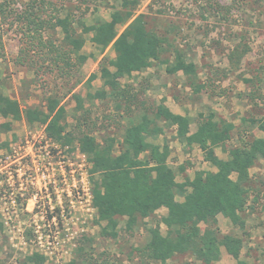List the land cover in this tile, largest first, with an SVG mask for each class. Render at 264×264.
<instances>
[{
	"label": "rangeland",
	"instance_id": "rangeland-1",
	"mask_svg": "<svg viewBox=\"0 0 264 264\" xmlns=\"http://www.w3.org/2000/svg\"><path fill=\"white\" fill-rule=\"evenodd\" d=\"M37 1L48 4V0ZM51 1L61 7V0ZM32 2L14 0L12 7L14 12L21 13ZM64 2L80 17L84 15L86 24L110 20L111 13L120 9L122 4V0ZM53 6L46 8L44 15L47 18L54 13ZM66 12L65 7L62 8L61 15ZM141 12L146 14L150 29L166 36L164 57H170L174 48H181L187 59L197 65L199 82L205 85L198 96L204 111L217 110L237 124L242 115L264 118V0H141L137 13ZM11 19L6 21L2 31L4 49L0 50V88L19 101L23 109L45 108L48 97L61 98V104L66 108L63 123L68 130L77 127L88 130L99 142L108 135L121 139L132 115L141 114L144 107L155 111L164 95L168 97L167 105L178 112L192 94L185 75L181 72L170 75L164 64L155 62L147 70L122 79L131 93L144 103L138 106L131 103L134 108L128 115L123 107L118 109V101L111 96L100 76L101 63L105 57H114L115 52L110 47L103 50L94 44L91 40L93 32L84 34L86 41L80 50L87 59L79 67H74L70 77H61L56 69L46 72L40 68L46 67L41 65L43 61H32L31 56L38 53L36 48L21 54L20 49L29 46L26 27L22 21ZM75 26L81 33L82 28L78 24ZM123 28L118 29L121 32ZM42 34L45 39L58 44L63 39L59 26L54 29L48 25ZM24 55H28L29 60L20 64L17 60ZM72 59L79 63L76 56L73 55ZM92 74L97 77L89 86L87 80ZM101 90L107 91L106 97L89 95ZM74 92L82 97L83 108L72 96ZM176 93L178 97L174 96V100L172 95ZM0 126L8 127L0 136L1 141L7 143L0 150V222H3L0 264H30L27 257L35 251L47 257L44 264H95L103 261L106 264H143L137 249L149 240V228L166 215V208L143 219L134 231L125 230V219H121L118 235L113 232L103 235L105 223H96V213L89 209L88 195L84 194L83 187L89 181L86 156L78 149L71 152L70 148L60 146L48 135L45 124H30L24 116L15 120L0 114ZM195 127L193 124L192 128ZM255 134L264 136V132L256 128ZM174 140L171 139L178 148L174 155L179 154L180 160L188 157L183 143ZM238 143L235 130L227 144L232 147ZM190 157L194 166L189 167V173L208 166L199 148L195 147ZM252 177L254 190L249 204L253 203L255 194L259 201L256 208H248L245 213L246 230L234 227L221 214L218 224L224 233L245 234L248 238L244 251L248 250L252 255L253 264H264V160L261 159L252 169ZM161 226L165 233L166 226ZM251 235L254 236L252 242ZM80 246L84 257L78 255ZM223 253L218 264H236L225 250ZM82 258L86 260L81 261ZM168 263L200 264L190 253L176 254Z\"/></svg>",
	"mask_w": 264,
	"mask_h": 264
},
{
	"label": "trees",
	"instance_id": "trees-1",
	"mask_svg": "<svg viewBox=\"0 0 264 264\" xmlns=\"http://www.w3.org/2000/svg\"><path fill=\"white\" fill-rule=\"evenodd\" d=\"M64 1L61 0V7H58L51 0H48L47 5L44 1L33 0L27 9L16 13L12 7L14 0H0V50L4 49L2 31L6 21L10 18L14 22L20 20L29 38V46L21 48V54L36 48L38 53L31 57L32 61H43L41 65L46 67L40 68L46 72H54L56 69L59 76L70 77L75 71L74 67H79L87 59L86 55L80 54L86 41L84 34L93 32L91 40L94 44L103 50L110 47L115 52L114 57H105L101 63L100 76L111 96L118 101V109L123 107L128 115L133 112L132 104L138 106L144 103L138 100L136 94L131 93L122 79L131 76L133 72L146 70L155 62L165 64L170 74L183 71L194 90L200 91L203 88L197 82V66L187 59L184 50L174 48L170 57H164L168 42L166 36L148 27L145 13H137L141 0H122L121 8L111 13L110 20L93 24H86L84 15L80 17ZM51 4L54 5V13L47 18L44 13ZM64 7L67 12L63 16L61 12ZM75 24L82 28L81 33H78ZM48 25L54 29L58 26L61 28V43L44 38L42 32ZM119 27H124L121 32ZM73 55L79 63L73 61ZM27 60L28 55H24L17 61L23 64ZM96 77V74H92L87 84L91 86ZM89 95L104 98L107 91L101 90ZM72 96L81 108L82 97L75 92ZM252 96L255 97L254 93ZM145 108L138 121L133 119L126 127L120 141L116 136L108 135L99 142L88 130L80 127L67 129L63 123L66 108L61 104V98L48 97L45 108L36 106L23 109L19 101L12 99L0 88V114L3 117L18 120L24 116L30 124H45L48 135L60 146L70 148L71 152L78 149L86 156L92 206L95 208L96 223H105L103 235L109 232L118 235L121 219H125V230L134 231L143 219L156 214L161 208L167 209L166 215L149 228V240L137 249L143 264L149 261L168 264V260L176 254L185 253L192 254L203 264H216L221 257L222 247L238 257L243 239L236 234L224 233L219 227L218 215L222 214L234 227L244 230L246 211L248 208H256L259 201L255 194L253 203L249 204L254 190L250 169L259 159L264 158V137L253 133L243 135L240 132L241 143L230 149L228 159H222L215 154L214 147L231 138L233 123L223 125L209 117L199 122L196 132L190 133V120L172 112L164 103L153 111V118ZM109 117L113 118V115ZM160 119L176 124L178 134L189 144H198L206 160L217 166V171H196L192 179L177 182L176 173L168 161L169 147L149 140L162 131L157 122ZM248 121L264 131L263 117L249 116L242 119L244 124ZM247 128L245 126L243 130L248 131ZM5 130L8 127L0 126V136ZM6 144L0 139V150ZM184 167L180 169L184 170ZM177 193L183 194L182 200L176 198ZM162 224L167 228L165 233ZM202 224L205 226L202 227ZM2 229L3 222H0ZM82 251L80 246L78 255L82 256ZM46 259L44 254L37 251L27 257L30 264H44ZM106 263L103 261L95 264Z\"/></svg>",
	"mask_w": 264,
	"mask_h": 264
},
{
	"label": "crops",
	"instance_id": "crops-1",
	"mask_svg": "<svg viewBox=\"0 0 264 264\" xmlns=\"http://www.w3.org/2000/svg\"><path fill=\"white\" fill-rule=\"evenodd\" d=\"M165 70H166V65H165ZM180 72L183 75H185V73L183 71H179V72L172 73V74L169 73V74L170 75H176V74H179ZM135 73H139V72H133V74H135ZM186 78H187V76H186ZM187 82H188V84L190 86V89L192 91V94L189 95V99H188L187 103L184 104V107H182V109L180 111H178V112L177 111H174L170 106H168L167 103H166V101H168V97L167 96H164V95H163V97H161V101L159 103H157V106L160 105L161 103H164V105L167 106L172 112L177 113V114L182 115V116H186L190 120V133L196 132L197 129H198L199 122L201 120L206 119V118H209V117H212L213 121L221 122L223 125H226L228 123H233L234 124V128H232L230 134L232 136L233 131L236 130L237 133H238V138H239V143L232 146V147H235V146H237V145H239L241 143V136H240V132L241 131H242L241 133L243 135H245V133H247V134H250V133L255 134V128L258 129V130H260L259 128H257V126H253L250 123V121L246 122V124H244L242 122V119L245 118V117H247L246 115H242L240 117V123L237 124V123H235V121L233 119L232 120H229L226 117L220 115L217 110L210 109L208 112L204 111V109H202L201 104H199V102H198L200 100L198 98V96H199V94H202L203 90L205 89V85H203V83L199 82V75H198L197 82L203 85V88L200 91L194 90L193 85L189 83L188 79H187ZM172 96L173 97L174 96L175 97L176 96L178 97V94L176 93L175 95H172ZM175 97H174V100H176V98H177V97L176 98ZM157 106H156V108H157ZM146 108L149 111V116L151 118H153L154 117L153 111H150L149 110L150 108H148V107H146ZM139 118H140V114L139 115H135L134 117L132 116V120L134 119V120L138 121ZM132 120H131V122H132ZM157 122H158L159 126L162 128V131L159 134H155L154 136H151L149 138V140L152 141L155 144H159L160 146L167 145L169 147V149H170V155H169L168 161H169V164L173 167V169H174V171L176 173L177 182L182 183V182L186 181L187 179H192L194 177L196 171H200V170L212 171V172L217 171V166H215L211 161L206 160L204 151L201 149V147L198 144H194V143L193 144H189L188 141L184 137H182V136H180L178 134V126L176 124H173V123H171L169 121H165V120H162V119L158 120ZM193 124L196 125L195 128H192ZM245 126L248 127L247 128L248 131H244L243 130L245 128ZM260 131H262V130H260ZM123 134H124V131H123ZM255 135L258 136L257 134H255ZM259 137H264V136H259ZM172 138L175 139L174 141L180 140L183 143V145L185 147V151L188 154V157H185L183 160H180L181 157H180L179 154H178V156L177 155H174V150H178V148H177V146L173 145L174 142L171 141ZM121 139H122V137H121ZM121 139H117V140L120 141ZM230 139H228L224 144L217 145V146L214 147L215 154L219 158H222V159H228L229 158L230 149L232 147L231 146L229 147L228 144H227V142ZM118 145L119 144H117L116 147H118ZM195 147L196 148H199V150L202 153V159H203L204 163H206V165H208V166H206V168H199V169H197V170L195 169L193 171L191 170L192 172L189 173V171H188L189 167L191 168L192 166H194V163H193L194 161L193 160L191 161L190 152ZM261 159L264 160V158H261ZM261 159H259L257 162H259ZM256 165H257V163L255 164V166ZM182 166H185L184 167L185 168L184 170H181L180 169V167H182ZM254 167H252L250 169L251 176H252V169ZM235 176H236V173L233 174V178H235ZM252 180H253V177H252ZM178 196L182 197V199H183V194L177 193V195H176V198L178 200H182V199H179ZM245 220H246V217H245ZM246 226H247V224H245V228H244L243 231L246 230ZM250 232H253V231H250ZM236 235L240 236L243 239V247L241 249L240 255L238 257H234L224 247H222L221 248V250H222L221 257H220V259L218 261L215 262L216 264H218V262L222 259V256L224 254L223 253V250H225V252L228 253V255L230 257H232V259H234L236 261V264H239L240 262L242 264H253V262H252V255L248 253V250H245L244 251L246 239L248 237H246V235L245 234H242V233L241 234H236ZM250 240H251V242H252V240H254V236L253 235L250 236ZM249 248H251V247H249ZM185 254H187V253H185ZM196 260L199 261L200 264H203L197 258H196ZM168 264H170V263H168Z\"/></svg>",
	"mask_w": 264,
	"mask_h": 264
},
{
	"label": "built area",
	"instance_id": "built-area-1",
	"mask_svg": "<svg viewBox=\"0 0 264 264\" xmlns=\"http://www.w3.org/2000/svg\"><path fill=\"white\" fill-rule=\"evenodd\" d=\"M83 188H84V194L86 193V195H88V200L90 202V208L89 209L95 212V208L92 206V193H91L89 181H87L86 187H83Z\"/></svg>",
	"mask_w": 264,
	"mask_h": 264
}]
</instances>
